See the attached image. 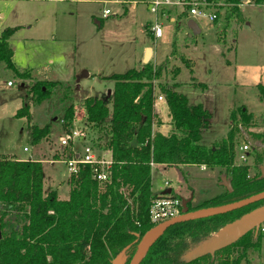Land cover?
Masks as SVG:
<instances>
[{
	"label": "trees",
	"instance_id": "16d2710c",
	"mask_svg": "<svg viewBox=\"0 0 264 264\" xmlns=\"http://www.w3.org/2000/svg\"><path fill=\"white\" fill-rule=\"evenodd\" d=\"M197 1L214 10V23L218 21L219 10L224 11L223 19L215 26L220 49H234L233 44L227 46L226 35L233 23L246 20L241 9L244 1L264 8V0ZM188 8L184 7L172 22L173 40L163 59L108 76L114 81L110 99L88 96L82 102L84 126L90 124L106 133L101 147L109 149L112 163L105 181L98 182L92 177L89 165H81L77 173L69 175L68 197L58 199L55 189L44 191L39 160L0 155V264H111L120 253L121 264H128L142 235L156 225L150 220L149 207L162 193L152 190V165H204L223 169L231 190L224 188L197 205H191L188 200L185 203L188 211L235 202L264 190L261 171L264 148L250 152L257 167L250 175L248 163L235 162L233 127L210 146L199 143L210 113L201 103L190 104L185 95L174 89L180 71L174 61H181L192 74L193 62L182 52L176 38V33L186 25ZM15 30L16 27H5L0 31V64L12 79L24 81L30 77L29 72L14 62L8 43ZM163 77L174 80L173 86L162 85L159 81ZM190 81L205 86L203 82L195 83L193 76ZM61 85L65 84L38 81L28 90L31 96L41 100ZM156 86L164 96L170 116L171 130L166 135L152 131L158 122L154 108ZM256 89L264 99V85L259 83ZM239 114L246 116L242 107ZM14 116L28 119L26 98ZM73 117L74 106L68 104L61 117L64 132L73 129ZM31 134L36 144L49 136V126L31 125ZM62 152L65 157L71 156L67 147ZM169 195L178 198L172 189ZM263 204L264 198L225 213L174 223L151 242L139 264H239L247 249L256 246L253 240L258 234L253 231L216 251L224 253L238 246L235 258L226 254L217 260L215 256L204 255L186 262L181 256L226 223Z\"/></svg>",
	"mask_w": 264,
	"mask_h": 264
},
{
	"label": "rangeland",
	"instance_id": "374dc122",
	"mask_svg": "<svg viewBox=\"0 0 264 264\" xmlns=\"http://www.w3.org/2000/svg\"><path fill=\"white\" fill-rule=\"evenodd\" d=\"M148 2L142 0L143 8L148 7ZM105 8L110 10L107 16H103ZM258 8L244 7L246 20L233 23L228 30L226 44L233 43V51L232 47L220 49L216 41L215 26L223 19V10H219L217 23L207 17H195L200 27L197 34L186 25L176 33L182 52L192 60L193 66L190 74L181 61L173 62L180 68L175 79L179 86L175 90L185 95L190 104L201 103L210 113L209 124L201 130L199 139V143L206 146L224 138L233 127L236 151L244 143L249 146V155L253 150L264 148V99L256 89L257 84L264 85V8ZM118 9L117 0H0V29L16 27L9 38L13 59L30 76L24 81L12 79L0 64V155L39 160L44 191L55 189L58 199H66L70 189L69 174L62 162L65 156L59 144L64 133L61 117L66 106H74L73 128L83 127L101 146L106 133L90 124L84 126V98L110 99L114 81L108 76L143 65L139 61L143 44L151 48L148 62L152 63L159 62L170 50L173 23L158 18L162 36L153 40L148 24L143 25L147 18H152V13L141 9L142 16L138 17L125 14L127 9L121 7L117 15ZM182 9L176 6L167 13L173 12L176 17ZM154 50L160 56L156 61ZM222 60L232 62L225 64ZM84 71L88 74L83 75ZM190 76L195 83L205 82V86L192 84ZM45 80L65 85L52 89L47 98L37 100L28 87ZM159 82L173 86L174 80L163 77ZM157 95H163L158 86ZM24 98L29 104L28 119L14 116ZM108 106L110 108L111 104ZM241 107L246 112L245 117L239 114ZM168 116L169 113L163 114L157 120L164 119L167 124ZM31 125H48L49 136L33 143ZM248 164L252 175L257 167L251 156ZM223 176L228 180L218 167L179 165L164 169L158 166L152 169V190L158 192L160 186H166L180 200L192 195L196 204L190 203L197 205L221 190ZM256 234L258 237L253 240L256 246L247 249L239 258V264H264V233ZM239 248L216 252L214 256L217 260L226 254L235 258Z\"/></svg>",
	"mask_w": 264,
	"mask_h": 264
},
{
	"label": "built area",
	"instance_id": "2783aa9c",
	"mask_svg": "<svg viewBox=\"0 0 264 264\" xmlns=\"http://www.w3.org/2000/svg\"><path fill=\"white\" fill-rule=\"evenodd\" d=\"M176 6H182L183 8L189 6L188 15L191 17H207L210 21H213L216 17L214 10L206 8L203 2L197 0L191 2L184 0H149L148 2V10L154 15L165 13L167 9ZM109 14L110 10L105 8L103 16ZM149 31L155 38L162 35V25L157 19L149 25ZM157 98L162 99V96L159 95ZM59 144L62 148L67 147L71 151V156L62 159L69 175L77 173L81 165H89L92 177L95 180L103 182L107 179L112 163L111 152L109 149L99 146V143L92 140L83 128L76 127L69 132H64L60 137ZM248 151V144L244 143L238 147L235 155L237 164L248 163ZM182 205V200L171 197L169 194L156 197L149 207L151 222L157 224L181 214ZM258 232L264 233V221L259 225Z\"/></svg>",
	"mask_w": 264,
	"mask_h": 264
},
{
	"label": "water",
	"instance_id": "95a60500",
	"mask_svg": "<svg viewBox=\"0 0 264 264\" xmlns=\"http://www.w3.org/2000/svg\"><path fill=\"white\" fill-rule=\"evenodd\" d=\"M186 26L192 30V33L195 34L198 32V27L196 26L194 20L189 18L186 22ZM150 52L151 49L149 47L145 48L144 56H143V63H147L150 59ZM83 75H87V72L84 71ZM110 94V90L108 91V95ZM262 174H264V167H261ZM222 185L228 191L231 190L230 182L222 178ZM171 188H165L162 190V194H169ZM264 198V190L251 195L247 198L222 204L213 207H205V208H198L195 210L188 211L185 203L188 200L183 201V210L181 214L177 216L171 217L166 219L162 222L157 223L149 230H147L142 237L140 238L139 242L136 245L135 251L129 261L128 264H139L141 261L145 251L151 244V242L168 226L178 223L185 220L197 219V218H204L213 216L220 213H225L236 208H240L244 205L256 202ZM264 221V204L253 208L252 210L242 214L238 218L226 223L223 225L215 234L207 237L206 239L198 242L194 246H192L189 250H187L182 256L181 260L189 262L195 260L204 255H211L214 256V253L224 248L233 242L237 241L240 237L246 234L249 231H253L255 234L258 232L259 225L261 222ZM154 237L151 236L156 232ZM122 258L121 253L116 256V258L112 261L111 264H121Z\"/></svg>",
	"mask_w": 264,
	"mask_h": 264
},
{
	"label": "crops",
	"instance_id": "0c3cea01",
	"mask_svg": "<svg viewBox=\"0 0 264 264\" xmlns=\"http://www.w3.org/2000/svg\"><path fill=\"white\" fill-rule=\"evenodd\" d=\"M141 2H142V0H117V3L119 4V9H118V12H116V14L117 15H119V13H120V10H121V7L124 9H127V11H126V13L125 14H130V15H139L138 17H140V16H142V10L143 9H145V10H147L148 12H150L149 10H148V7H146V8H143V6H142V4H141ZM250 6H255V5H253V4H251V3H248V2H246V1H244L243 2V4L241 5V9H242V11H244V7H250ZM139 7H140V9H139ZM261 8H263V7H259L258 9L259 10H261ZM142 9V10H141ZM171 9V8H170ZM168 10V9H167ZM167 10L165 11V13H162V14H158V15H154L153 14V16H152V18H147L145 21H144V23H143V25L144 24H148V29H149V25L155 20V19H158V18H164V19H166V20H169V22L170 23H172L173 21H174V19H175V16L173 15V12H170L169 14L167 13ZM137 13H139V14H137ZM151 13V12H150ZM124 14V15H125ZM123 16V15H122ZM0 17H2V13L0 12ZM191 17V16H190ZM193 20H194V18L195 17H191ZM96 22L97 23H99V21L98 20H96ZM194 22H195V20H194ZM195 24H196V26L198 27V32L197 33H199L200 32V27L198 26V24L195 22ZM190 29V28H189ZM1 30V29H0ZM190 31H192L191 29H190ZM197 33H195V34H197ZM150 34L152 35V33L150 32ZM162 36V35H161ZM160 36V37H161ZM159 37V38H160ZM153 40H157L158 38H155L153 35H152V37H151ZM8 43H9V40H8ZM233 44V43H232ZM9 45H10V43H9ZM10 47H11V45H10ZM156 47H157V45H156ZM12 48V47H11ZM145 48H146V46L143 44V46H142V49H141V53L143 52V55H142V57H141V53H140V55H139V61L141 60V62H143V56H144V51H145ZM151 49V48H150ZM232 51H233V49H232ZM153 54H154V61H156L158 58H160V56L157 54V51L156 50H154V52H153ZM141 57V58H140ZM223 61V60H222ZM232 61L231 60H227V61H223V63H225V64H230ZM87 74H88V72H87ZM94 74H96V73H94ZM176 83H178L176 86H174V89H176L178 86H179V82H176ZM205 83V82H204ZM206 84V83H205ZM206 87H207V85H206ZM205 87V88H206ZM157 96H159V95H157ZM157 96H155V103H154V108H155V112L157 113V115L159 116V117H161V115H168V108H167V105H166V103H165V99H158L157 98ZM160 96H163V95H160ZM157 116V117H158ZM167 118V120H168V123L166 124L165 123V121H164V119H162V122H161V120H159L157 123H155L154 125H153V127H152V131H159L160 133H162V134H168L169 132H170V130H171V126H170V122H169V119H170V116H168V117H166ZM157 124V125H156ZM16 158V157H15ZM16 159H20V160H24V159H26V158H16ZM158 166H163L164 167V169H166L167 167H171V166H164V165H152V169L153 168H156V167H158ZM200 167L201 168H203V169H206V167L204 166V165H200ZM151 176H152V172H151ZM224 177V176H223ZM223 177H221V181H220V187H221V190L218 192V193H220V192H222L223 190V188H225L223 185H222V178ZM165 188H168V187H166L165 186ZM164 188V186H160L159 187V189H158V192H160V193H162V190H164L165 189ZM217 193V194H218ZM186 200H190L191 202H193L194 204H196L194 201H193V198H192V195H190V196H188L187 198H186Z\"/></svg>",
	"mask_w": 264,
	"mask_h": 264
},
{
	"label": "bare ground",
	"instance_id": "6f19581e",
	"mask_svg": "<svg viewBox=\"0 0 264 264\" xmlns=\"http://www.w3.org/2000/svg\"><path fill=\"white\" fill-rule=\"evenodd\" d=\"M157 232H158V231H156V232H155V233H154V234L151 236V238H152V237H154V236H155V234H157Z\"/></svg>",
	"mask_w": 264,
	"mask_h": 264
}]
</instances>
